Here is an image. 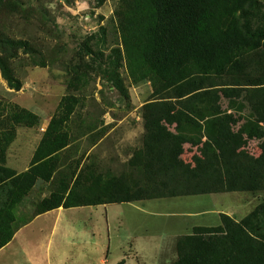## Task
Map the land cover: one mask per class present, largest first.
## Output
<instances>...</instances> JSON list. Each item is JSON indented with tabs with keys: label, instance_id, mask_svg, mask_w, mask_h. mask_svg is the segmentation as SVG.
Wrapping results in <instances>:
<instances>
[{
	"label": "trees",
	"instance_id": "trees-1",
	"mask_svg": "<svg viewBox=\"0 0 264 264\" xmlns=\"http://www.w3.org/2000/svg\"><path fill=\"white\" fill-rule=\"evenodd\" d=\"M259 0H121L116 10L120 47L110 55L106 78L123 95L118 69L125 62L132 81H150L174 92L176 100L151 101L143 113V148L134 166L139 178L127 186L112 181L87 186L78 173L61 174L68 125L79 97L64 95L35 149L29 167L6 166L17 127H34L40 118L0 101V248L11 239L14 207L37 181L53 183L36 205V215L58 208L138 201L152 197L256 192L264 189V80L237 87H202V79L240 72L247 51L264 49V13ZM0 49L30 52L27 41L0 31ZM89 49V48H88ZM90 51V50H89ZM34 64L43 65L37 56ZM8 85L19 80L3 56ZM168 98V97H166ZM255 142L259 153L249 151ZM187 152L190 159L182 156ZM141 163L138 167L137 163ZM58 175V177H57ZM100 177L95 181L97 183ZM94 183V184H95ZM220 224L197 226L177 238V259L167 264H264V202L240 220L220 213Z\"/></svg>",
	"mask_w": 264,
	"mask_h": 264
},
{
	"label": "rangeland",
	"instance_id": "rangeland-1",
	"mask_svg": "<svg viewBox=\"0 0 264 264\" xmlns=\"http://www.w3.org/2000/svg\"><path fill=\"white\" fill-rule=\"evenodd\" d=\"M120 2L0 0V31L27 41L36 51L32 57L21 49L16 55L0 49L20 82L18 89L9 86L0 69V101L40 118L37 126L17 127L6 166L16 172L29 167L60 99L73 94L79 103L68 125L71 141L63 151L59 172L80 173L87 186L115 179L114 184L125 187L139 178L133 163L143 148L144 106L176 97L150 81H132L123 59L118 72L128 96L105 77L106 70L112 69V50L121 46L116 14ZM253 10L264 13V0ZM35 56L43 65L33 63ZM244 58L240 72L209 75L201 80L202 87L251 89L249 84L263 81L264 49L247 51ZM249 151L259 153L255 142ZM190 156L186 152L182 158L188 161ZM53 186L37 181L14 207L15 231L0 248V264H167L177 259L179 236L197 226L220 224V213L240 220L264 202L263 189L60 207L36 215L37 203Z\"/></svg>",
	"mask_w": 264,
	"mask_h": 264
}]
</instances>
